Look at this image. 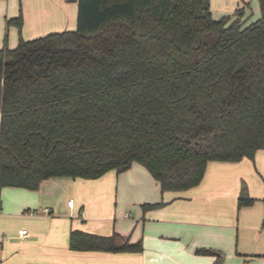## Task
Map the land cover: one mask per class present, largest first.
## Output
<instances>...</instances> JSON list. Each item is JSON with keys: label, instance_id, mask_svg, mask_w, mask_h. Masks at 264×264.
I'll use <instances>...</instances> for the list:
<instances>
[{"label": "trees", "instance_id": "obj_1", "mask_svg": "<svg viewBox=\"0 0 264 264\" xmlns=\"http://www.w3.org/2000/svg\"><path fill=\"white\" fill-rule=\"evenodd\" d=\"M251 23L211 0H78L77 27L0 48V192L96 179L134 162L162 191L201 183L209 160L264 148V0ZM22 30L24 17L9 19ZM255 198L246 192L239 206ZM162 202L144 203V209ZM78 250L141 251L73 229ZM201 253L220 254L200 247Z\"/></svg>", "mask_w": 264, "mask_h": 264}, {"label": "crops", "instance_id": "obj_2", "mask_svg": "<svg viewBox=\"0 0 264 264\" xmlns=\"http://www.w3.org/2000/svg\"><path fill=\"white\" fill-rule=\"evenodd\" d=\"M251 1L211 0V7L220 17L238 7L244 13ZM20 13L21 31L9 23ZM77 16L78 0H0V42L7 28L11 47L21 34L31 39L75 29ZM243 192L255 202L240 207ZM162 201L160 207L142 206ZM21 228L28 234H19ZM77 228L117 232L131 242L141 240L143 249H73L70 233ZM200 247L234 255L230 264H250L246 255L264 254V148L253 159L209 160L201 183L185 190L162 191L149 169L134 162L96 179L55 176L36 190L6 186L0 192V264H227L215 254L198 252Z\"/></svg>", "mask_w": 264, "mask_h": 264}, {"label": "rangeland", "instance_id": "obj_3", "mask_svg": "<svg viewBox=\"0 0 264 264\" xmlns=\"http://www.w3.org/2000/svg\"><path fill=\"white\" fill-rule=\"evenodd\" d=\"M6 1V0H5ZM261 16V10L259 7V0H252L250 3V6L245 10L243 13V17L247 20V23H251L258 19ZM7 31V32H6ZM8 28L5 29V32L3 36H1V42L0 47H2L6 42H8V46L11 47L13 41H11V34H9ZM3 37V38H2ZM9 38V40H8ZM18 43V40L16 44ZM15 44V45H16ZM128 211H130L133 215L135 214V208L134 207H127ZM234 255L228 256L225 252H220V256L218 257V261L222 260V262H226L227 264H230L234 260ZM244 258V257H243ZM245 259H250V264H264V254L260 256H245ZM230 261V263L228 262ZM218 263V262H217Z\"/></svg>", "mask_w": 264, "mask_h": 264}, {"label": "built area", "instance_id": "obj_4", "mask_svg": "<svg viewBox=\"0 0 264 264\" xmlns=\"http://www.w3.org/2000/svg\"><path fill=\"white\" fill-rule=\"evenodd\" d=\"M239 11L240 10H237V13H239ZM68 203H69V205H72L74 203V199L73 198L69 199ZM44 210H45V212L51 211V209L49 207H45ZM128 215H130V214H128ZM19 234H21V235L28 234V230L26 228H21V229H19Z\"/></svg>", "mask_w": 264, "mask_h": 264}]
</instances>
